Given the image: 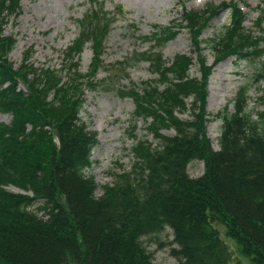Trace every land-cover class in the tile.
<instances>
[{
  "label": "trees",
  "instance_id": "16d2710c",
  "mask_svg": "<svg viewBox=\"0 0 264 264\" xmlns=\"http://www.w3.org/2000/svg\"><path fill=\"white\" fill-rule=\"evenodd\" d=\"M20 1L0 0V113L10 117L8 124L0 123V264H153L146 244L162 234L172 238L159 240V246H170L179 264H264V91L260 111L247 110V86L235 95L232 112L228 105L215 115L204 111L215 64L264 54V0L255 10L254 32L244 27L239 8L250 6L242 0L182 13L176 30L184 27L194 50L204 45L214 56L205 66L198 55L202 80L189 76L190 56L165 62L145 53L155 79L123 94L133 102L135 116L147 121L155 144L136 140L131 168L100 187V196L87 174L97 135L80 111L85 93L96 88L94 76L115 14L92 0L77 23L76 39L62 54L60 71L28 61L15 67L7 56L16 39L5 36L4 27L19 14ZM224 10L231 22L202 39L207 23ZM176 30L155 27L145 39L160 48ZM87 45L92 69L83 75L78 59ZM252 82L264 84V63ZM185 112L190 119L178 116ZM216 120L221 122L217 151L206 134ZM169 130L173 136L164 135ZM194 161L204 165L197 178L187 172Z\"/></svg>",
  "mask_w": 264,
  "mask_h": 264
},
{
  "label": "rangeland",
  "instance_id": "374dc122",
  "mask_svg": "<svg viewBox=\"0 0 264 264\" xmlns=\"http://www.w3.org/2000/svg\"><path fill=\"white\" fill-rule=\"evenodd\" d=\"M95 1L97 8L101 7L105 12L115 14L110 19L111 30L94 76L96 88L85 93V104L80 111V117L89 131L97 135V145L91 152L92 166L87 174L99 186L96 196H100V187L111 184L121 170L131 168L136 140L155 144V140L147 133V121L135 116L133 102L123 94L133 86L141 87L143 83L155 79L145 53L151 51V59H154V55H159L165 62H170L176 55L190 56L194 62L188 74L198 81L202 80L198 55L203 57L205 66L212 65L214 56L208 49H203L204 45L200 46L201 50H194L187 30L184 27L176 30L174 26L185 10H202L207 4L219 5L230 0ZM242 1L250 6L248 10L241 5L239 8L246 16L244 27L254 32L253 25L258 17L255 10L261 0ZM91 2L92 0H21L19 14L10 16L4 27V35H12L16 39L14 49L7 56L8 61L15 67L28 61L38 68L48 66L60 71L62 54L76 39L79 31L77 23L90 11ZM118 11L120 14H117ZM230 17L229 10L220 12L218 17L207 23L201 38H211L231 22ZM169 26L176 30L175 37L162 47L157 48L154 43L145 39L151 36L155 27ZM263 63L264 54L251 61L229 57L215 64L207 80L205 113L215 115L226 105L232 112L234 97L242 86L248 87L247 110H262L258 97L264 91V84L254 85L252 80ZM91 64L92 52L87 45L78 59V70L86 75ZM178 116L182 119L191 118L189 112L179 113ZM9 120L7 114L0 113V123L8 124ZM220 127L221 122L216 120L206 128L207 137L215 151L219 149L217 140ZM163 133L174 135L172 130ZM203 171L204 165L198 161L191 162L187 168L191 178L200 177ZM8 190L22 193L13 187ZM39 205L40 202L35 203L34 208ZM171 238L162 234L152 243L146 244L147 251L153 253V264H179L172 256L170 246H159V240L167 242ZM239 261L240 258L235 262Z\"/></svg>",
  "mask_w": 264,
  "mask_h": 264
}]
</instances>
